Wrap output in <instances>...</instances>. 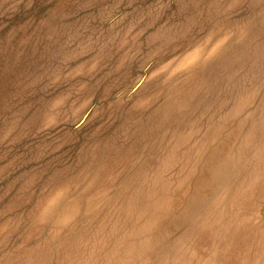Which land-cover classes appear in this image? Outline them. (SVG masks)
I'll return each mask as SVG.
<instances>
[{"label": "rangeland", "instance_id": "374dc122", "mask_svg": "<svg viewBox=\"0 0 264 264\" xmlns=\"http://www.w3.org/2000/svg\"><path fill=\"white\" fill-rule=\"evenodd\" d=\"M0 264H264V0H0Z\"/></svg>", "mask_w": 264, "mask_h": 264}]
</instances>
